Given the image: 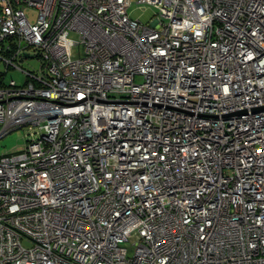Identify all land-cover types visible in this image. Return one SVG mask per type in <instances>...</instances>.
I'll return each instance as SVG.
<instances>
[{
	"label": "built area",
	"instance_id": "1",
	"mask_svg": "<svg viewBox=\"0 0 264 264\" xmlns=\"http://www.w3.org/2000/svg\"><path fill=\"white\" fill-rule=\"evenodd\" d=\"M135 1L0 0V264H264V0Z\"/></svg>",
	"mask_w": 264,
	"mask_h": 264
},
{
	"label": "rangeland",
	"instance_id": "2",
	"mask_svg": "<svg viewBox=\"0 0 264 264\" xmlns=\"http://www.w3.org/2000/svg\"><path fill=\"white\" fill-rule=\"evenodd\" d=\"M124 7L126 12L132 18H137L140 21L146 23L149 22L156 9L152 5L148 4H137L135 0H125ZM36 13L34 10H28V16L31 20H34ZM26 52L33 54L32 49H26ZM0 54V75L3 74V81L8 82L10 79H14L18 83H22L24 80V71L17 67L6 69V63L4 57ZM22 67L26 69H35L39 66V60L36 57L23 58L21 60ZM29 136V129L27 126L12 129L5 135L0 137V154L14 153L25 148L26 140Z\"/></svg>",
	"mask_w": 264,
	"mask_h": 264
},
{
	"label": "trees",
	"instance_id": "3",
	"mask_svg": "<svg viewBox=\"0 0 264 264\" xmlns=\"http://www.w3.org/2000/svg\"><path fill=\"white\" fill-rule=\"evenodd\" d=\"M10 68H13V66H11V65H9V64L6 65V69H7V71H8ZM0 78L3 79V74L0 75Z\"/></svg>",
	"mask_w": 264,
	"mask_h": 264
}]
</instances>
